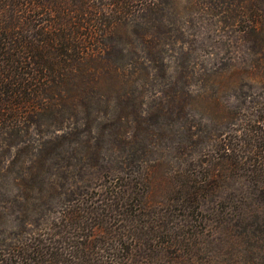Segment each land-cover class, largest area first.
Returning a JSON list of instances; mask_svg holds the SVG:
<instances>
[{"label": "trees", "instance_id": "trees-1", "mask_svg": "<svg viewBox=\"0 0 264 264\" xmlns=\"http://www.w3.org/2000/svg\"><path fill=\"white\" fill-rule=\"evenodd\" d=\"M134 82L177 127V186L130 135ZM250 179L264 205V0H0V264H264V215L231 213Z\"/></svg>", "mask_w": 264, "mask_h": 264}, {"label": "rangeland", "instance_id": "rangeland-1", "mask_svg": "<svg viewBox=\"0 0 264 264\" xmlns=\"http://www.w3.org/2000/svg\"><path fill=\"white\" fill-rule=\"evenodd\" d=\"M187 48L189 49V51L184 50V52H187L186 56L185 57L177 56L178 57L177 60L179 61V64L183 66L182 69L185 72H188L189 74L192 73V70L195 68L196 63L203 61V62H206L207 64H210L211 61L209 60L207 56L208 54L210 56H213L214 52L216 51L215 48L213 47L200 49L201 47L196 43L193 46L187 47ZM217 49L221 50L220 48H217ZM176 54H178V52H176ZM177 60L176 62H173L176 65V67L172 63L170 64L171 69L169 73H167L168 76L166 78L168 79V81H172L170 83H173V84L177 83L176 87L181 88L182 86L180 85V82L178 81L179 73H181V71L178 68L179 66H178ZM190 81L193 83L194 78H191ZM170 83H166V84L168 85ZM141 85L142 84L138 82H134L133 93H134V98L136 97L137 100L133 99V102L131 103L135 104L136 108H138L141 113H146V116H147V115L153 114L149 112L154 111V108H152V105H155L157 103L153 95L154 89L153 87L151 88L152 84H150L149 86H146L145 88H143L142 86L144 90L141 88ZM167 94L172 95L173 89L172 88L169 89ZM223 97L224 98H221V99H223V104H224L226 96L224 95ZM155 115L157 114L155 113ZM171 120L169 119V121L168 120L162 121V120H156L152 118L148 121V116H147L146 124L141 123L139 128L137 130H134L135 132L134 131L130 132L131 133L130 135L132 136L137 133L139 137V138L137 137V140L139 141V146H138L139 149L143 146L142 142L144 143V145L149 146V149H151V152L149 153L148 158L147 157L144 158L145 162H147L146 164V166H148L147 170L150 169L152 171L155 166H158L157 173H156L157 176L165 177L166 175L167 177H170L172 179V182H174V185L177 186L180 184L178 182V177H177L178 175H180L178 171L181 169L182 165L179 159L176 158V154L173 151V147H174L173 140L174 139L173 138L168 139V137L166 138L163 137L161 132L158 129V127L161 126L162 123H163V126H166L168 124L170 128L172 129V131L175 133L177 127L175 126V124L169 123ZM225 130L226 129L222 122L217 129L218 135H220V137L225 136L224 135ZM236 143L238 144L237 148H242L239 151H245L248 149V146L244 147V145H241L238 142ZM257 153L259 156L261 155L260 151H257ZM143 156H146V155H143ZM254 157H257V156L256 154H254V149H253L252 153L246 154L244 158L249 159V158H254ZM163 181L164 180H162V182ZM243 182L241 181V184L239 185L234 184V188L236 190H239V189L245 190L244 196L246 197V200L244 202L246 205H243V209H240L237 211H231V213L233 215V219L234 217L239 215L240 217H245L246 219L248 218L250 221H253L252 223L254 225L256 223L255 219L264 215V205L260 203L259 198H257L258 191L257 189H254V187L251 186L252 184L251 179L248 181V184L246 180ZM162 184L163 183H161V186L159 187H162ZM162 189L164 191V188ZM249 192H251L252 194L249 195ZM159 194L160 196H163L161 193ZM220 194H222L223 196L229 195L226 189H224ZM156 198H153V199L156 200ZM166 202H167V199H166ZM223 215H224V210L221 208V205L220 206L218 205L217 210L215 212V216H214L216 218L212 216L211 219L213 218V220H209V222H207L206 224V226L209 225L208 226L209 234L220 233V223L217 220H220V218L223 217ZM237 224L239 227L234 228V230L236 231V233H240L243 231V228L241 226L242 224L240 223H237ZM196 225L198 226V228L200 227L199 223H196ZM221 237L224 238L223 235H221ZM203 238H208V237L204 236Z\"/></svg>", "mask_w": 264, "mask_h": 264}]
</instances>
